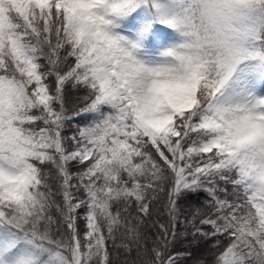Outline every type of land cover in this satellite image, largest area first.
<instances>
[{
  "label": "snow or ice",
  "instance_id": "snow-or-ice-1",
  "mask_svg": "<svg viewBox=\"0 0 264 264\" xmlns=\"http://www.w3.org/2000/svg\"><path fill=\"white\" fill-rule=\"evenodd\" d=\"M161 193L143 264H178L201 195L184 235L264 264V0H0V264H113Z\"/></svg>",
  "mask_w": 264,
  "mask_h": 264
},
{
  "label": "trees",
  "instance_id": "trees-1",
  "mask_svg": "<svg viewBox=\"0 0 264 264\" xmlns=\"http://www.w3.org/2000/svg\"><path fill=\"white\" fill-rule=\"evenodd\" d=\"M136 22L133 21L128 27L132 28ZM168 41L171 39V32L160 27ZM158 33L157 29L152 37V42L150 47L155 50L158 48ZM84 95L82 91L72 89L68 86L67 94V106H74L79 99ZM79 123L83 125L84 121L77 118L72 122V126L65 132V135H71L75 129L76 124ZM76 171L77 169H72ZM231 190V189H230ZM59 202V201H58ZM167 199L164 193L160 194V200L154 201L150 210L152 215L150 218L144 217V223L139 226V230L142 234L143 241L139 247L130 241L127 236H122L117 233L114 240L108 241V251L110 254V259L113 264H143V262L148 258L145 249L149 250L154 246V241L157 239L159 234V224L167 225L169 216L165 208ZM204 203V196L192 197L185 199L180 202V216L179 221L176 225L178 236L172 241V246L170 248L173 252L181 253L182 256L178 261V264H213V241L201 240L198 242L192 241L190 236L184 235L185 224L183 223L185 216L194 211L196 208L202 207ZM133 216L136 215L135 212L132 213ZM78 226L81 232V237L83 238V223L78 220ZM50 232L54 239H66V233L63 226V221L59 218L58 213L53 211V223L50 226ZM128 244V250H125L121 245ZM191 253V255H188Z\"/></svg>",
  "mask_w": 264,
  "mask_h": 264
},
{
  "label": "rangeland",
  "instance_id": "rangeland-1",
  "mask_svg": "<svg viewBox=\"0 0 264 264\" xmlns=\"http://www.w3.org/2000/svg\"><path fill=\"white\" fill-rule=\"evenodd\" d=\"M157 33H158V36H159L157 46L159 47L160 44L167 42L168 39H167V37L165 36L163 30L160 27L157 28Z\"/></svg>",
  "mask_w": 264,
  "mask_h": 264
}]
</instances>
